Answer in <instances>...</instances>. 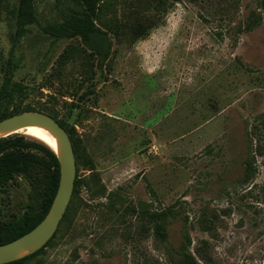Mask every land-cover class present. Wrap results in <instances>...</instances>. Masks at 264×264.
Returning <instances> with one entry per match:
<instances>
[{
  "label": "rangeland",
  "instance_id": "374dc122",
  "mask_svg": "<svg viewBox=\"0 0 264 264\" xmlns=\"http://www.w3.org/2000/svg\"><path fill=\"white\" fill-rule=\"evenodd\" d=\"M74 3L29 0L19 25L22 0H0V112L50 115L76 159L66 216L24 264H175L186 234L200 264H264V0H103L108 55L50 34ZM27 141L0 227L42 211L51 148Z\"/></svg>",
  "mask_w": 264,
  "mask_h": 264
},
{
  "label": "trees",
  "instance_id": "16d2710c",
  "mask_svg": "<svg viewBox=\"0 0 264 264\" xmlns=\"http://www.w3.org/2000/svg\"><path fill=\"white\" fill-rule=\"evenodd\" d=\"M63 1L64 3H66L72 0ZM73 1H76V3H74L75 8L70 11L67 16H65L64 22L52 25L50 27V34L55 36L66 37L80 36L91 49L99 53L103 52L105 55H108L109 46L107 44V41L102 32L96 27L95 23L91 19V15L97 10L98 6L103 0ZM28 6L29 0H22V9L19 17V25H25L29 20V15L31 13H29V11L26 9ZM7 85H4V88L1 91V95H5L13 99V97L15 96V92H18L19 89L14 90V87L9 88V85ZM26 111L32 110L26 109L18 112L17 114ZM17 114H6L0 112V121ZM30 144L31 143L27 141V137L23 135H11L10 137H8V139L0 140V189L4 188L5 185H7L11 180H13L16 174L28 172L35 164V161L30 155V153L24 151V148L26 146H29ZM39 146H41L44 150L46 162L48 164L49 169V181L46 189L45 198L43 201L42 211L39 216L34 217L31 220L29 219V217H27L20 221L9 223L8 225L0 227V245L16 240L25 235L26 233L30 232L32 229H34L48 214L56 196L60 182V165L58 157L51 149L44 147V145L42 144H40ZM254 171L255 168L252 162L248 161L246 163L243 181L249 182L254 176ZM65 216L66 213L64 217ZM174 216V211L171 207L161 211L158 214V223L154 227V233L157 238L161 240H165L167 238L166 225L168 223V219ZM54 236L52 237V239L54 238ZM191 245V237L186 234L183 243L177 250L179 259L176 261L175 264H200L199 260L190 251ZM40 251L41 250L33 254L27 255L20 260L7 264H24L29 258L33 257L34 255H37Z\"/></svg>",
  "mask_w": 264,
  "mask_h": 264
},
{
  "label": "water",
  "instance_id": "95a60500",
  "mask_svg": "<svg viewBox=\"0 0 264 264\" xmlns=\"http://www.w3.org/2000/svg\"><path fill=\"white\" fill-rule=\"evenodd\" d=\"M29 127L45 128L57 139L59 151L55 154L60 165L59 187L48 214L34 229L16 240L0 245V264L14 262L42 249L56 234L74 190V147L69 133L57 120L41 111H26L0 121V134Z\"/></svg>",
  "mask_w": 264,
  "mask_h": 264
},
{
  "label": "bare ground",
  "instance_id": "6f19581e",
  "mask_svg": "<svg viewBox=\"0 0 264 264\" xmlns=\"http://www.w3.org/2000/svg\"><path fill=\"white\" fill-rule=\"evenodd\" d=\"M21 133L23 136L31 139H36L49 146L54 153H58V141L57 139L45 128L41 127H29L21 129L17 132L0 134L1 137H8L9 135Z\"/></svg>",
  "mask_w": 264,
  "mask_h": 264
}]
</instances>
